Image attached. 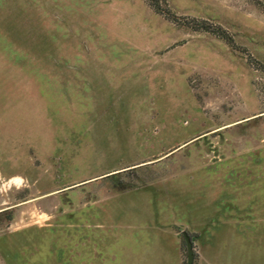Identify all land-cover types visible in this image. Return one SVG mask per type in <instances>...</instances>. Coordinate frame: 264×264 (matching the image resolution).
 Here are the masks:
<instances>
[{
    "label": "rangeland",
    "instance_id": "1",
    "mask_svg": "<svg viewBox=\"0 0 264 264\" xmlns=\"http://www.w3.org/2000/svg\"><path fill=\"white\" fill-rule=\"evenodd\" d=\"M157 2L0 0V264H264V0Z\"/></svg>",
    "mask_w": 264,
    "mask_h": 264
},
{
    "label": "trees",
    "instance_id": "2",
    "mask_svg": "<svg viewBox=\"0 0 264 264\" xmlns=\"http://www.w3.org/2000/svg\"><path fill=\"white\" fill-rule=\"evenodd\" d=\"M146 1L148 2V4H149L153 9H155V10L158 11V12H161L165 17H167V18H171V17L174 16V14H173V13H172L167 7H165V8H164V7H163V8L160 7V6L158 5L157 0H146ZM257 3H258V4H261V3H259V2H257ZM261 7L264 8V5L261 4ZM195 28H201V29L211 30L212 32L217 33L219 36H221V37L227 39L228 42L231 41V38H230L228 35H226V34L223 33L222 31H218V29H216V27H212V25H208V24L206 25V24L198 23V24L195 26ZM248 59H249V61H250L253 65H255V67H256L257 69H260V70L264 71V64H263V63H261V62L255 60L253 57H248ZM260 90H261V92H262V90L264 91V85H263V84H261V88H260Z\"/></svg>",
    "mask_w": 264,
    "mask_h": 264
},
{
    "label": "water",
    "instance_id": "3",
    "mask_svg": "<svg viewBox=\"0 0 264 264\" xmlns=\"http://www.w3.org/2000/svg\"><path fill=\"white\" fill-rule=\"evenodd\" d=\"M182 234H183V237H184L185 242H186L187 264H193L194 253H193L192 241L190 239L189 234L185 230H183Z\"/></svg>",
    "mask_w": 264,
    "mask_h": 264
},
{
    "label": "clouds",
    "instance_id": "4",
    "mask_svg": "<svg viewBox=\"0 0 264 264\" xmlns=\"http://www.w3.org/2000/svg\"><path fill=\"white\" fill-rule=\"evenodd\" d=\"M12 182L15 183L17 186H19L20 183H22V181L19 177L14 178Z\"/></svg>",
    "mask_w": 264,
    "mask_h": 264
}]
</instances>
